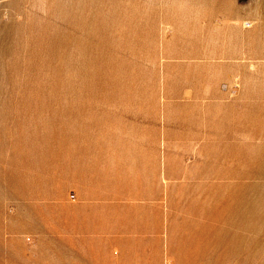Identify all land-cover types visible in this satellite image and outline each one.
<instances>
[{
  "label": "rangeland",
  "instance_id": "1",
  "mask_svg": "<svg viewBox=\"0 0 264 264\" xmlns=\"http://www.w3.org/2000/svg\"><path fill=\"white\" fill-rule=\"evenodd\" d=\"M89 238L264 264V0H0V264Z\"/></svg>",
  "mask_w": 264,
  "mask_h": 264
},
{
  "label": "crops",
  "instance_id": "2",
  "mask_svg": "<svg viewBox=\"0 0 264 264\" xmlns=\"http://www.w3.org/2000/svg\"><path fill=\"white\" fill-rule=\"evenodd\" d=\"M90 228L96 231L95 227L92 226ZM117 238H115V240H117ZM80 239H82V237H80ZM89 241L93 242L94 238H89ZM113 241L114 239H111V242L104 245V251H105L104 255H101V251L103 249L100 248V245L97 244V242H93L92 245L88 246L85 252L86 264H120L119 248L115 247L118 244V242L115 243ZM152 252L151 254L156 256L155 264H162V260H161L162 252H163L162 248L155 246L154 248H152ZM77 255H79L80 260L79 263H75V264H84L83 251L80 250V253H77Z\"/></svg>",
  "mask_w": 264,
  "mask_h": 264
}]
</instances>
